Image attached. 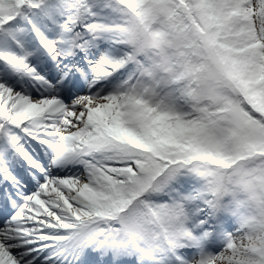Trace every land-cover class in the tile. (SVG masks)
I'll list each match as a JSON object with an SVG mask.
<instances>
[{
    "label": "snow or ice",
    "instance_id": "obj_1",
    "mask_svg": "<svg viewBox=\"0 0 264 264\" xmlns=\"http://www.w3.org/2000/svg\"><path fill=\"white\" fill-rule=\"evenodd\" d=\"M0 206V264H264V0H0Z\"/></svg>",
    "mask_w": 264,
    "mask_h": 264
}]
</instances>
